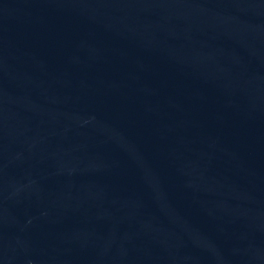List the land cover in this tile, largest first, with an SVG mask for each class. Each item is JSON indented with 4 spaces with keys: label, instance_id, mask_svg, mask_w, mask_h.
<instances>
[{
    "label": "water",
    "instance_id": "1",
    "mask_svg": "<svg viewBox=\"0 0 264 264\" xmlns=\"http://www.w3.org/2000/svg\"><path fill=\"white\" fill-rule=\"evenodd\" d=\"M0 264H264V65L219 0H0Z\"/></svg>",
    "mask_w": 264,
    "mask_h": 264
}]
</instances>
